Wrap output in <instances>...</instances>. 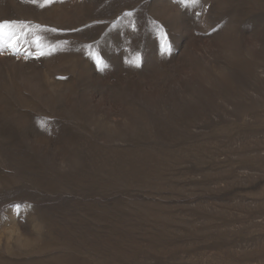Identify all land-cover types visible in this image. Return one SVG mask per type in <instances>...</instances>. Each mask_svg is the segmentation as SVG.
Segmentation results:
<instances>
[{"label":"rangeland","instance_id":"obj_1","mask_svg":"<svg viewBox=\"0 0 264 264\" xmlns=\"http://www.w3.org/2000/svg\"><path fill=\"white\" fill-rule=\"evenodd\" d=\"M4 20L27 34L0 50V264H264V0Z\"/></svg>","mask_w":264,"mask_h":264},{"label":"snow or ice","instance_id":"obj_2","mask_svg":"<svg viewBox=\"0 0 264 264\" xmlns=\"http://www.w3.org/2000/svg\"><path fill=\"white\" fill-rule=\"evenodd\" d=\"M32 3H36L37 0H31ZM53 0H44V4H51ZM198 0H192V3H197ZM43 6V5H42ZM130 15V13H129ZM27 25L25 24H17L16 22L4 20L0 22V50H3L4 47H8L13 50V52L19 51L20 49V39L21 36L26 35V32H18V29H26ZM6 38V39H5ZM33 43L36 46V53L37 56H42L45 54L43 51V45L41 44V38L36 37ZM160 48L161 52L166 53L170 50V45L168 42L167 34L161 29L160 31ZM32 55V53H29ZM97 66L100 67L103 65V61L101 58L96 55L95 56ZM136 63H139V57L136 58Z\"/></svg>","mask_w":264,"mask_h":264}]
</instances>
